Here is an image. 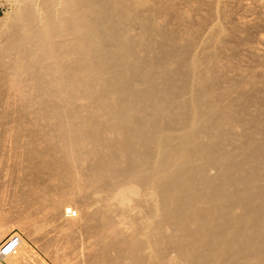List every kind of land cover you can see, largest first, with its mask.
Segmentation results:
<instances>
[{"label":"bare ground","instance_id":"6f19581e","mask_svg":"<svg viewBox=\"0 0 264 264\" xmlns=\"http://www.w3.org/2000/svg\"><path fill=\"white\" fill-rule=\"evenodd\" d=\"M16 1L0 30V146L22 161L1 178L47 216L64 264H264L263 120L224 100L218 67L190 53L199 3ZM204 1L223 16L229 0ZM210 27L223 44L225 25Z\"/></svg>","mask_w":264,"mask_h":264},{"label":"rangeland","instance_id":"374dc122","mask_svg":"<svg viewBox=\"0 0 264 264\" xmlns=\"http://www.w3.org/2000/svg\"><path fill=\"white\" fill-rule=\"evenodd\" d=\"M201 1L204 0H194L193 2H190L188 4L189 6L194 2L199 4H197L198 6H194V10L192 9V14L190 13V16L185 17L186 25L193 28L189 34V38H192L195 44L199 47V52H195L192 48L190 49V53L197 54L195 57L200 61L209 59L214 63L213 67H218L219 73L216 72L218 73V85L220 94L224 100L228 102L238 100L245 108L240 107L239 109L247 110L245 112L248 115L250 114L252 118L257 117L258 120H260L259 118L263 120L262 125L260 124L258 127L257 133L256 127H254V133H256V136L258 137L256 140L263 142V138L259 137H261L260 132L264 128V46L262 41H260V37L264 36V0H229L226 2V7H223V11H225L222 12L224 17L220 16L221 13H209L208 10H206V1H204V3H201ZM171 3L178 9V11L183 10V8H185L184 6H187V0H171ZM17 4L18 1L16 0H0V26H6L9 22V17L16 8ZM246 16L249 17L247 21L245 20V18H247ZM220 20L227 28V32L224 35H220V39L223 44L218 41L212 43L210 37L215 34L213 33L214 29H212L210 25L212 22ZM242 20H244L245 23L244 21L242 22ZM238 22L243 24L240 23L239 26L237 25L239 24ZM208 23L209 26H207ZM2 26L0 27V30H4ZM206 28H211L212 30H208ZM162 38L163 36L157 37L153 45H158V42H161ZM2 39L4 40L5 37L3 38L0 35V40L2 41ZM1 41L0 43H2ZM183 41L184 40L178 41L173 47V50L176 51V49L182 46ZM200 48H203V50ZM206 55H209V57ZM173 59L181 65L187 63L181 59V55L177 52L173 55ZM243 80H251L253 82V86L246 87L245 83H241ZM255 90H257L258 93ZM0 94H3V92ZM246 113L241 112V114L238 115V118L245 116ZM243 126L244 124L241 125V123H233L230 127L232 128L233 133L238 132L239 136L241 135L242 138L239 137L238 140L246 141V139H248L246 136L249 135L250 131L248 132ZM0 138L2 141L3 133L0 135ZM5 142H9L8 144L6 143L7 146L4 143H2V147L0 146V148H2L0 154L3 155H0V157H2V160L0 159V225L7 223L9 227L8 230L0 236V242L5 236L12 232H16L22 237L23 244L21 246L22 249L20 248L15 256L8 258L5 257L3 260H0V264H15V262L16 264H64L65 262H63L64 260L61 256L62 254L60 250H58L61 246L60 243H62V239L58 238L60 237L59 235H57L58 237L55 235L53 236V234L48 233V231L45 230L48 228V220L46 219L47 216H44L43 213H40L37 209H33L36 206H32L33 208H31L27 200L23 199L24 196H20L17 192H15L16 190L14 187L10 186L11 189H9L3 185L1 177H5L4 183L10 180V178L13 180L12 178H15L20 173V166H17L18 163L22 161L20 158L21 155H18V153H20V148H16V151H13L15 150V144H13L14 142L8 141V139ZM8 146L11 147L9 148ZM12 147H14V149L11 151L10 149H12ZM13 152L16 153L20 159L13 157ZM4 161L8 163H5ZM9 163H11L12 166H10L11 164ZM9 168H13L11 170L13 172L12 174H15V176H10L12 174ZM72 202L77 206L80 205H78V203L76 204L74 201ZM75 207L74 205L69 206V209L74 208L76 210L78 207ZM78 209L80 210V208ZM78 211H75V213L78 214L77 216H79L80 212ZM37 212L39 213L37 214ZM74 214H71L70 216H75L76 214ZM66 215L68 214L65 213V216ZM27 223L29 224L27 225ZM37 224L38 226H41L38 227Z\"/></svg>","mask_w":264,"mask_h":264},{"label":"built area","instance_id":"2783aa9c","mask_svg":"<svg viewBox=\"0 0 264 264\" xmlns=\"http://www.w3.org/2000/svg\"><path fill=\"white\" fill-rule=\"evenodd\" d=\"M69 215L74 214V209H69L67 212ZM22 237L16 232H12L5 236L0 242V260H3L6 256L14 254L21 243Z\"/></svg>","mask_w":264,"mask_h":264}]
</instances>
